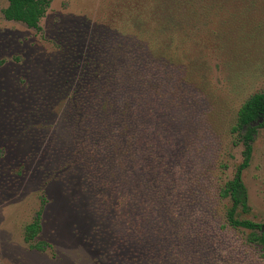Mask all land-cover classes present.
<instances>
[{
    "label": "rangeland",
    "instance_id": "374dc122",
    "mask_svg": "<svg viewBox=\"0 0 264 264\" xmlns=\"http://www.w3.org/2000/svg\"><path fill=\"white\" fill-rule=\"evenodd\" d=\"M157 1L51 0L36 31L0 0V264H264L220 197L237 111L264 92V0L196 2L219 15L170 50L157 17L135 22ZM133 56L137 126L118 74L106 84ZM252 146L241 217L264 222V128ZM41 210L44 252L23 241Z\"/></svg>",
    "mask_w": 264,
    "mask_h": 264
},
{
    "label": "trees",
    "instance_id": "16d2710c",
    "mask_svg": "<svg viewBox=\"0 0 264 264\" xmlns=\"http://www.w3.org/2000/svg\"><path fill=\"white\" fill-rule=\"evenodd\" d=\"M8 5L3 10V17L6 21H13L25 24L28 28L40 30L39 22L45 15L46 10L49 8L51 0H7ZM228 0H160L154 5V10L146 12V17L150 19L136 20L140 26H144V22H153L154 18L157 17L159 22L155 26V32L158 36L157 40L160 39L162 43L166 44V49L170 50L171 46L174 45V34H184L189 30L190 34H198L203 32L200 28L203 27L207 30L209 23L211 22L212 16L217 18L219 13L213 10L210 6L205 9V17L199 16L193 10L196 2L206 3H220ZM194 5V6H193ZM210 13H207V12ZM143 15V14H142ZM141 14L138 17L142 16ZM145 16V15H143ZM209 17V18H207ZM194 32V33H193ZM183 40H180L182 42ZM131 63L127 64L128 67H123L122 61L116 60L115 63L119 68H115L113 71V78L111 77L110 83L106 80V84L109 88H112V84L116 75L118 74L119 83L115 84L117 87H122L126 90V97L139 92L140 85H137L139 81L140 70L137 65L131 67L137 63L138 56H133ZM121 62V64L119 63ZM138 68H135V67ZM130 67V68H129ZM135 68V70H133ZM148 68V67H147ZM117 79V78H116ZM117 81V80H115ZM154 83V82H153ZM117 90V89H116ZM123 92V91H122ZM141 94V93H140ZM133 101L131 97L124 102V110L119 113L118 109L117 116H123L125 125H135L141 123V106L136 101V109L134 113L131 112ZM132 103V102H131ZM134 114V115H133ZM122 120V121H123ZM123 121V123H124ZM113 124V121H111ZM129 126V128H131ZM264 128V92H258L248 97L239 107L236 115V120L231 128V134L234 136L235 144H241V162L236 166L235 171L231 179L226 181L220 189V197L222 199L229 200V206L227 207L224 219L227 225L233 229L246 232V242L249 245L256 246L260 251V257L264 259V222H255L249 219L241 217V214H246L250 211L248 203V195L243 182V172L248 168L252 148L255 136L259 129ZM131 130V129H130ZM42 210L38 211L34 219L25 226L23 241L29 245V247L38 252H44L48 245L44 241H37L42 227H41Z\"/></svg>",
    "mask_w": 264,
    "mask_h": 264
}]
</instances>
